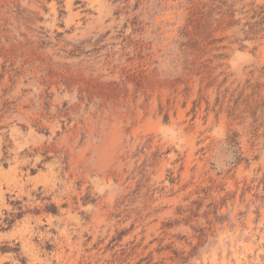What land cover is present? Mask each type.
<instances>
[{
  "label": "rangeland",
  "instance_id": "rangeland-1",
  "mask_svg": "<svg viewBox=\"0 0 264 264\" xmlns=\"http://www.w3.org/2000/svg\"><path fill=\"white\" fill-rule=\"evenodd\" d=\"M0 264H264V0H0Z\"/></svg>",
  "mask_w": 264,
  "mask_h": 264
},
{
  "label": "trees",
  "instance_id": "trees-1",
  "mask_svg": "<svg viewBox=\"0 0 264 264\" xmlns=\"http://www.w3.org/2000/svg\"><path fill=\"white\" fill-rule=\"evenodd\" d=\"M6 221H8V223L11 222L10 220H6Z\"/></svg>",
  "mask_w": 264,
  "mask_h": 264
}]
</instances>
